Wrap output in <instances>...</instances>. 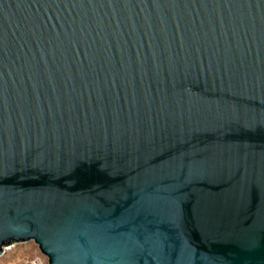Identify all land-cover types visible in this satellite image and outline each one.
I'll list each match as a JSON object with an SVG mask.
<instances>
[{
    "label": "water",
    "instance_id": "1",
    "mask_svg": "<svg viewBox=\"0 0 264 264\" xmlns=\"http://www.w3.org/2000/svg\"><path fill=\"white\" fill-rule=\"evenodd\" d=\"M264 264V0H0V256Z\"/></svg>",
    "mask_w": 264,
    "mask_h": 264
},
{
    "label": "rangeland",
    "instance_id": "2",
    "mask_svg": "<svg viewBox=\"0 0 264 264\" xmlns=\"http://www.w3.org/2000/svg\"><path fill=\"white\" fill-rule=\"evenodd\" d=\"M0 264H48V262L38 246L29 241L6 247L0 256Z\"/></svg>",
    "mask_w": 264,
    "mask_h": 264
}]
</instances>
